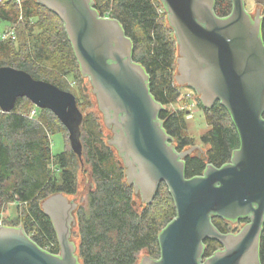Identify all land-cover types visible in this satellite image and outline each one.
<instances>
[{
    "label": "water",
    "instance_id": "obj_1",
    "mask_svg": "<svg viewBox=\"0 0 264 264\" xmlns=\"http://www.w3.org/2000/svg\"><path fill=\"white\" fill-rule=\"evenodd\" d=\"M35 1L63 22L80 72L90 80L103 123L112 132L108 145L117 151L135 195L150 204L161 183L170 189L177 214L159 234L160 258L145 256L140 264H262V8L254 16L246 0H231V13L219 17L216 0H161L178 44V87L192 89L205 109L223 104L240 139L230 162L220 168L209 164L202 175L187 178L185 159L196 148L178 152L164 130L159 114L165 108L152 96L146 70L134 61V45L123 25L101 16L94 0ZM19 98L51 111L67 129L71 149L82 161L84 115L75 95L25 71L1 67L0 110L12 112ZM41 206L52 222L60 253L38 246L21 225L0 226V264H81L73 240L79 204L56 193ZM213 216L248 222L236 233H222L213 225ZM206 240L222 247L206 257Z\"/></svg>",
    "mask_w": 264,
    "mask_h": 264
},
{
    "label": "trees",
    "instance_id": "obj_2",
    "mask_svg": "<svg viewBox=\"0 0 264 264\" xmlns=\"http://www.w3.org/2000/svg\"><path fill=\"white\" fill-rule=\"evenodd\" d=\"M94 1L101 16L123 25L134 45V61L146 70L151 79L150 92L165 108L159 114L164 130L174 139L178 152L186 150L192 145L185 134L186 111L168 109L181 92L174 75L176 39L161 0ZM232 8L231 0H216L219 17L228 16ZM262 17L264 38V7ZM5 24L16 27V40L0 42V68L25 71L36 80L68 92L66 77L83 78L64 24L53 12L35 0H26L22 6L0 0V33ZM84 92L82 89V96H76L84 115L82 161L71 149L67 129L51 111L37 109L32 117L30 111L35 106L26 98H19L10 113L0 110V211L17 204L18 215L7 226L21 224L38 246L59 254L57 235L41 205L56 193L76 195L79 173L84 167L92 187L76 213L79 262L138 264L143 253L160 258L159 234L177 214L170 189L161 183L150 204L135 203L134 187L128 185L124 165L105 140L98 117L84 114L91 104ZM197 100L209 126L201 137L208 148L203 154L197 152L185 159L187 178L202 175L209 164L224 166L240 146L238 131L223 104L216 102L211 109H205ZM55 133H62L65 140V149L58 155L51 149L50 138ZM212 222L222 233H236L238 225L243 224V220L232 223L216 216ZM205 247V256L209 257L222 246L206 240ZM260 260L264 264V225Z\"/></svg>",
    "mask_w": 264,
    "mask_h": 264
},
{
    "label": "rangeland",
    "instance_id": "obj_3",
    "mask_svg": "<svg viewBox=\"0 0 264 264\" xmlns=\"http://www.w3.org/2000/svg\"><path fill=\"white\" fill-rule=\"evenodd\" d=\"M9 1H11V0H9ZM12 2H15V1H12ZM23 2L24 1H22L20 4L18 2H15V3H17L19 6L20 5L22 6ZM246 4H247L249 12L255 16L257 8L261 7L263 9L264 0L262 3H261V1L256 3L255 0H246ZM164 13H165V10H164ZM165 15H166V13H165ZM22 18L23 17L21 16L20 17L21 21H22ZM108 18H110V17H108ZM166 21H167V15H166ZM9 27H11V26L6 25V28H9ZM13 28L16 29L15 26ZM13 28L11 27V29H13ZM175 39H176V37H175ZM176 44H177V41H176ZM177 57H178V44H177ZM174 75L175 76L177 75V63H176ZM65 79L67 81V85H68L70 92L73 93L75 95V97L76 96H79V97L82 96V89L85 90L84 93L90 99L91 104L87 109H85L86 111L84 114L94 113L98 117L99 123L101 124L102 130L104 132L105 140L108 143V140L112 138V132L105 126V123H103L104 117H103V114L101 113V111L99 110L98 102H97V99L95 97L96 95L93 94L92 87L90 84V80L89 79L86 80L84 77L82 79H77V78H73V77H66ZM176 85H177V83H176ZM179 89L181 92L179 99L177 100L176 103L168 106V109L172 110V111H176V110L186 111L187 129L185 131V134L192 140V145L187 149L195 147L196 151H194L193 154L197 153V152H198L197 154H201V151H202V153H204L207 150L208 146H206L205 144L202 143L201 137L204 133H207V131L209 130V126L207 125L204 112L202 111V109L198 105L197 98H199V97L192 89H190L188 87H179ZM188 112L190 113L191 118L189 117L187 119V113ZM31 114H32V112H31ZM50 139H51V144H52V146H51L52 153L54 155H58V154L62 153L65 149V140H64L62 133H55L51 136ZM115 153H116L118 159H120L116 150H115ZM83 169H84V167L81 169V171L79 173V189H78V192L76 195L69 197L70 200L75 201L79 205L87 197V194H88L90 188L92 187V182L89 179V177H87V174L83 171ZM135 196H136L135 197V199H136L135 203L138 202L139 204L142 205L143 203H142L140 197L137 195H135ZM16 215H18L17 204L9 205L6 209L3 208L0 211V223H2L1 226H7V224L11 225L12 220L16 217ZM20 225H17L16 227H19ZM244 225L245 224L238 225L239 229H241V227ZM74 231H76V227L74 228ZM73 240L76 242V244H78V236L74 235ZM145 256H147V255H145L144 253L141 254L139 261L143 260L142 258ZM138 264H140V262H138Z\"/></svg>",
    "mask_w": 264,
    "mask_h": 264
},
{
    "label": "built area",
    "instance_id": "obj_4",
    "mask_svg": "<svg viewBox=\"0 0 264 264\" xmlns=\"http://www.w3.org/2000/svg\"><path fill=\"white\" fill-rule=\"evenodd\" d=\"M9 1V0H8ZM12 1H15V2H18L19 4L23 1V0H11V2ZM21 6V5H20ZM105 17H107V16H105ZM9 40H16V34H15V29L13 28V29H11V28H7V29H5L4 31H2L1 33H0V42H6V41H9ZM32 112V117L33 116H35L36 115V113H37V108L35 107L34 108V110L33 111H31ZM191 118V115H190V113L188 112L187 113V119L188 118ZM2 225V223H0V226Z\"/></svg>",
    "mask_w": 264,
    "mask_h": 264
},
{
    "label": "flooded vegetation",
    "instance_id": "obj_5",
    "mask_svg": "<svg viewBox=\"0 0 264 264\" xmlns=\"http://www.w3.org/2000/svg\"><path fill=\"white\" fill-rule=\"evenodd\" d=\"M259 1H261V3L263 2V0H255V2L257 3V2H259ZM121 162V161H120ZM122 163V162H121ZM77 213V212H76ZM76 213H75V217H76ZM77 220V219H76ZM246 222H248V220H243V224H246ZM240 230V229H239ZM74 233H75V235H76V231H74ZM73 237H74V235H73ZM148 256V255H147ZM140 262V261H139Z\"/></svg>",
    "mask_w": 264,
    "mask_h": 264
},
{
    "label": "crops",
    "instance_id": "obj_6",
    "mask_svg": "<svg viewBox=\"0 0 264 264\" xmlns=\"http://www.w3.org/2000/svg\"><path fill=\"white\" fill-rule=\"evenodd\" d=\"M5 29H7V28H6V24L3 26V29H2V30L4 31Z\"/></svg>",
    "mask_w": 264,
    "mask_h": 264
}]
</instances>
